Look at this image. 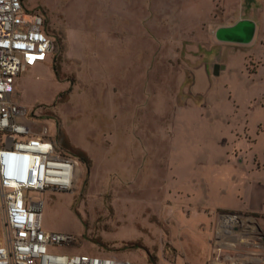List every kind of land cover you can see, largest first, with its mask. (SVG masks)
Here are the masks:
<instances>
[{
    "label": "rangeland",
    "instance_id": "obj_1",
    "mask_svg": "<svg viewBox=\"0 0 264 264\" xmlns=\"http://www.w3.org/2000/svg\"><path fill=\"white\" fill-rule=\"evenodd\" d=\"M23 2L54 47L21 71L13 98L81 161L71 190L30 191L43 228L80 238L72 252L209 264L214 232L175 204L202 195L200 178L214 191L235 150L251 144L263 158L264 35H207L249 7L229 14L220 2L209 20L207 0ZM1 215L0 204V239Z\"/></svg>",
    "mask_w": 264,
    "mask_h": 264
},
{
    "label": "built area",
    "instance_id": "obj_2",
    "mask_svg": "<svg viewBox=\"0 0 264 264\" xmlns=\"http://www.w3.org/2000/svg\"><path fill=\"white\" fill-rule=\"evenodd\" d=\"M53 47L41 12L27 9L23 0H0V264H136L72 252L80 238L42 226L43 200L30 191L71 190L81 161L64 151L47 125L28 119L13 94L21 71L46 62ZM256 235L264 238L254 216L219 212L209 264H264V251L241 246Z\"/></svg>",
    "mask_w": 264,
    "mask_h": 264
},
{
    "label": "crops",
    "instance_id": "obj_3",
    "mask_svg": "<svg viewBox=\"0 0 264 264\" xmlns=\"http://www.w3.org/2000/svg\"><path fill=\"white\" fill-rule=\"evenodd\" d=\"M207 2L210 5L209 20L214 17L220 2L226 6V12L229 14H232V7L239 8L238 5L242 7L244 5L248 6L251 10L250 14H236L235 12L234 15H237L236 17L209 30L208 36L212 37L213 35L216 38V30L219 27L231 26L241 19L253 20L256 24L255 35L256 33H258L259 37L264 35V0H207ZM205 21V18L199 21V29H204ZM216 40L217 42L220 41L217 38ZM249 146H247L248 148L243 146L239 151L235 150V158L227 160L232 167L229 168L228 174L225 173L221 179L216 178L214 191L212 186H208L210 180L200 178L202 185L206 187L202 195L198 196L194 192L184 191L182 200L175 205L189 208L192 212L191 214L198 215L201 224L203 226L210 225L213 232L218 220V214L221 211L252 215L264 232V146H262L260 151L261 155L263 154L262 159L254 151L253 145L249 144ZM174 197H177L175 193ZM241 246L256 252H263L264 238L256 235Z\"/></svg>",
    "mask_w": 264,
    "mask_h": 264
},
{
    "label": "water",
    "instance_id": "obj_4",
    "mask_svg": "<svg viewBox=\"0 0 264 264\" xmlns=\"http://www.w3.org/2000/svg\"><path fill=\"white\" fill-rule=\"evenodd\" d=\"M256 30V24L250 19H241L231 26L219 27L216 30V38L220 41L248 43ZM219 64L215 65V73L218 72Z\"/></svg>",
    "mask_w": 264,
    "mask_h": 264
}]
</instances>
